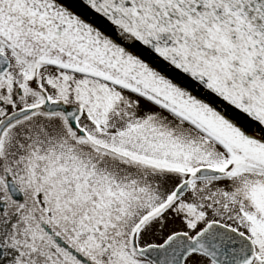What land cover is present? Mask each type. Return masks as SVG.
I'll return each instance as SVG.
<instances>
[{"label":"snow or ice","instance_id":"6c2138e0","mask_svg":"<svg viewBox=\"0 0 264 264\" xmlns=\"http://www.w3.org/2000/svg\"><path fill=\"white\" fill-rule=\"evenodd\" d=\"M0 264H264V0H0Z\"/></svg>","mask_w":264,"mask_h":264}]
</instances>
